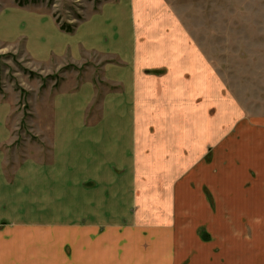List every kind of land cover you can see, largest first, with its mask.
Listing matches in <instances>:
<instances>
[{"label": "crops", "instance_id": "obj_1", "mask_svg": "<svg viewBox=\"0 0 264 264\" xmlns=\"http://www.w3.org/2000/svg\"><path fill=\"white\" fill-rule=\"evenodd\" d=\"M0 39H23L38 63L101 57L52 96L49 158L10 163L13 106L0 100V264H91L93 251L104 264H220L197 232H217L232 199L264 204V120L239 123L213 56L167 1L107 0L72 32L8 9Z\"/></svg>", "mask_w": 264, "mask_h": 264}, {"label": "rangeland", "instance_id": "obj_2", "mask_svg": "<svg viewBox=\"0 0 264 264\" xmlns=\"http://www.w3.org/2000/svg\"><path fill=\"white\" fill-rule=\"evenodd\" d=\"M104 1L107 0H0V15L8 9L29 8L51 14L60 25L69 24L75 28L88 15L98 11ZM166 1L213 56L225 85L224 93L232 94L245 111L239 123L245 119L252 123L264 120V0ZM99 61L98 54H91L83 64L56 58L38 63L27 53L23 39L14 43L0 39V100L7 99L13 106L9 119L12 139L5 145L10 163L25 157H50V134L48 130L44 134L43 128L51 126L52 96L63 87L71 89L93 67L98 68ZM208 196L210 202H215L211 193ZM232 202L236 208L229 214L226 210L223 215L219 209L215 218L217 232L213 231L216 236L208 229L207 233L206 227L199 230L197 236L203 243L214 244L213 254L220 257V264L225 263L226 252L219 244L222 241L218 243L219 234L222 238H230V249L237 264L244 261L264 264V204L259 209L253 200L238 197ZM213 209L216 213V204ZM259 216L262 218L260 224L256 222ZM229 223H234L239 239L231 237ZM92 253L91 264H104L100 254ZM198 263L203 264L195 262Z\"/></svg>", "mask_w": 264, "mask_h": 264}, {"label": "trees", "instance_id": "obj_3", "mask_svg": "<svg viewBox=\"0 0 264 264\" xmlns=\"http://www.w3.org/2000/svg\"><path fill=\"white\" fill-rule=\"evenodd\" d=\"M61 29L66 30L67 32H72L74 30V27L69 24H62Z\"/></svg>", "mask_w": 264, "mask_h": 264}]
</instances>
